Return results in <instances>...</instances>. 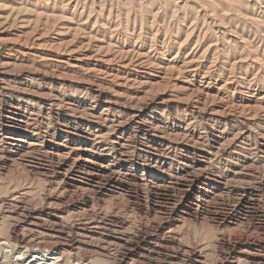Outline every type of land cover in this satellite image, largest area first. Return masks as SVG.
<instances>
[{"label": "rangeland", "instance_id": "1", "mask_svg": "<svg viewBox=\"0 0 264 264\" xmlns=\"http://www.w3.org/2000/svg\"><path fill=\"white\" fill-rule=\"evenodd\" d=\"M0 123V264H264V0H0Z\"/></svg>", "mask_w": 264, "mask_h": 264}, {"label": "bare ground", "instance_id": "2", "mask_svg": "<svg viewBox=\"0 0 264 264\" xmlns=\"http://www.w3.org/2000/svg\"><path fill=\"white\" fill-rule=\"evenodd\" d=\"M16 108V107H15ZM140 111V110H139ZM7 115V114H6ZM8 117V116H7ZM27 117V116H26ZM16 119V118H15ZM21 120V119H20ZM17 121V120H16ZM32 121V120H31ZM2 122V121H1ZM26 123V122H25ZM1 124V123H0ZM32 126H34L33 124H32ZM18 127H20V126H18ZM23 128V127H22ZM25 128V127H24ZM38 128V127H37ZM21 129V128H20ZM26 129L29 131V132H31L32 130H31V127H28V126H26ZM36 129V128H35ZM146 130V129H145ZM45 132V131H44ZM33 133V132H32ZM72 134V133H71ZM6 135V134H5ZM38 136V135H37ZM82 136V135H81ZM21 139V138H20ZM0 141H1V139H0ZM61 143V142H60ZM14 144V143H13ZM21 146V145H20ZM156 147V146H155ZM76 148V147H75ZM82 148V147H81ZM42 149V148H41ZM171 149V148H170ZM46 151H48V150H46ZM111 151H113V150H111ZM110 151V152H111ZM63 152V151H62ZM151 153V152H150ZM164 153V152H163ZM62 154H64V153H62ZM44 155V154H43ZM55 155V154H54ZM10 156V155H9ZM52 156V155H51ZM59 156V155H58ZM113 156V155H112ZM0 157H2V156H0ZM57 157V156H56ZM48 158V157H47ZM69 158V157H68ZM10 159V158H9ZM57 159V158H56ZM64 159V158H63ZM87 159V158H86ZM120 159V158H119ZM1 160V159H0ZM50 160H52V159H50ZM60 160V159H59ZM54 160H52V162H53ZM57 161V160H56ZM61 161V160H60ZM88 161V160H87ZM145 161V160H144ZM94 162V161H93ZM54 163V162H53ZM58 163V162H57ZM62 163V162H61ZM67 165V164H66ZM55 166V165H54ZM182 168V167H181ZM49 169V168H48ZM81 170V169H80ZM197 172V171H196ZM88 173V172H87ZM94 173V172H93ZM189 173V172H188ZM123 174V173H122ZM196 174V173H195ZM49 175V174H48ZM59 176V175H58ZM200 176V175H199ZM101 182V181H100ZM137 184V183H136ZM259 189V188H258ZM191 190V189H190ZM190 192H192V191H190ZM156 193V192H155ZM194 194V193H193ZM199 197V196H198ZM228 197V196H227ZM232 198V197H231ZM231 200V199H230ZM228 203V202H227ZM231 205V204H230ZM170 208V207H169ZM235 209V208H234ZM175 209H173V211H174ZM166 213V212H165ZM172 213V212H171ZM167 217V216H166ZM38 224V223H37ZM2 241V240H1ZM8 241V240H7ZM4 242V241H3ZM9 242H12V241H9ZM19 245H23L24 246V248H27V247H29V245H26V243L24 242V241H22L21 239H19V240H17L16 241ZM29 243V242H28ZM9 244V243H8ZM2 245V244H1ZM35 245V244H34ZM8 246V245H7ZM23 248V247H22ZM30 248V247H29ZM28 248V249H29ZM28 249H26V250H28ZM46 249H48V248H46ZM9 250V249H8ZM62 250V249H61ZM4 251V250H3ZM32 251V250H31ZM63 251H64V249H63ZM243 251V250H242ZM29 252V251H28ZM27 252V253H28ZM47 252H49V251H47ZM59 252V251H58ZM65 252V251H64ZM246 252V251H245ZM244 252V253H245ZM26 253V252H25ZM17 254V253H16ZM30 254V253H29ZM58 254V253H57ZM61 254V253H60ZM20 255V254H19ZM27 255V254H26ZM49 255H52V253H50ZM21 256V255H20ZM59 256V255H58ZM80 261V260H79ZM32 262H34V261H32ZM32 262H30V263H32ZM50 263V262H49ZM71 263H73V262H71ZM54 264V263H53Z\"/></svg>", "mask_w": 264, "mask_h": 264}]
</instances>
